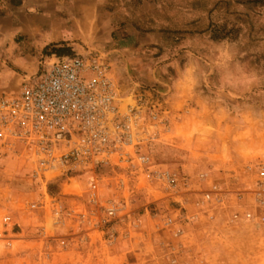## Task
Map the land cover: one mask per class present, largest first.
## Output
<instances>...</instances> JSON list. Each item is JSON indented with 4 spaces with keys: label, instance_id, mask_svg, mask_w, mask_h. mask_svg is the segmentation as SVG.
<instances>
[{
    "label": "rangeland",
    "instance_id": "1",
    "mask_svg": "<svg viewBox=\"0 0 264 264\" xmlns=\"http://www.w3.org/2000/svg\"><path fill=\"white\" fill-rule=\"evenodd\" d=\"M97 2L100 26L80 27L72 51H35V65L55 49L97 51L123 110L140 94L161 100L165 121L148 145L153 166L99 170L94 201L87 175L48 173L44 185L25 155H9L19 165H0V264H264V0ZM172 63L189 73L175 96ZM16 73L22 82L24 71ZM213 131L224 157L232 135L243 164L212 170L187 161L193 136L208 142ZM157 169L182 179L168 188L151 178ZM111 205L119 207L113 217Z\"/></svg>",
    "mask_w": 264,
    "mask_h": 264
},
{
    "label": "built area",
    "instance_id": "2",
    "mask_svg": "<svg viewBox=\"0 0 264 264\" xmlns=\"http://www.w3.org/2000/svg\"><path fill=\"white\" fill-rule=\"evenodd\" d=\"M109 68L97 51L52 56L35 74L24 77L18 91L0 95V155H25L33 165V177L44 185L48 173L87 175L94 201L99 170L121 165L149 170L153 161L148 145L164 124L163 103L140 94L123 110ZM151 175L168 188L182 179L163 169ZM260 175L264 177V170ZM118 209L111 205L107 215L115 216ZM60 213L61 209L55 212Z\"/></svg>",
    "mask_w": 264,
    "mask_h": 264
},
{
    "label": "crops",
    "instance_id": "3",
    "mask_svg": "<svg viewBox=\"0 0 264 264\" xmlns=\"http://www.w3.org/2000/svg\"><path fill=\"white\" fill-rule=\"evenodd\" d=\"M97 5V0H0V91L4 89L16 91L20 88L21 81L15 78L16 70L24 71L23 77L37 72L39 66L35 65V51L40 54L51 47H63V52L74 50L80 27L100 26ZM52 56L66 55H57L52 51L46 58L51 59ZM172 65L175 72L172 95L175 96L176 89L189 73L187 68L180 69L174 66V63ZM173 96L171 104L176 100ZM182 114L173 108V116ZM175 122L179 125L184 121L179 118L175 119ZM215 131L212 137H207L208 142H202L193 136L190 146L194 151L186 153L187 161L196 162L203 159L211 165L212 170L234 168L243 164L245 157L234 152L233 146H236V142L232 141V135L226 145L228 149L224 157L222 140H218ZM175 132L173 129L172 133ZM171 139L175 142L173 145L178 143V138ZM162 143L160 147L169 149L165 141ZM197 144L204 150L195 151L199 148ZM3 159L0 158V165L6 163L12 167V170H17L18 159L9 155ZM185 167H190V163L187 162ZM4 171L5 169L0 168V190L5 185V176L1 174ZM3 202L0 195V209H3ZM209 240L212 242L211 238Z\"/></svg>",
    "mask_w": 264,
    "mask_h": 264
},
{
    "label": "trees",
    "instance_id": "4",
    "mask_svg": "<svg viewBox=\"0 0 264 264\" xmlns=\"http://www.w3.org/2000/svg\"><path fill=\"white\" fill-rule=\"evenodd\" d=\"M162 32H163V34H177V32L176 31H174V30H171V29H167V28H164L163 30H162ZM59 50L58 49H55L54 51H53V53H56V54H60L59 52H58Z\"/></svg>",
    "mask_w": 264,
    "mask_h": 264
}]
</instances>
